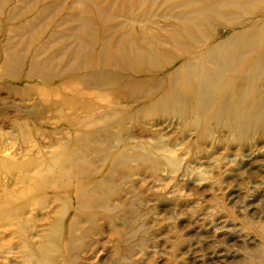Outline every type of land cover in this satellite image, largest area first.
I'll return each instance as SVG.
<instances>
[{
	"label": "rangeland",
	"instance_id": "374dc122",
	"mask_svg": "<svg viewBox=\"0 0 264 264\" xmlns=\"http://www.w3.org/2000/svg\"><path fill=\"white\" fill-rule=\"evenodd\" d=\"M246 2L199 15V0L189 9L179 7L178 0H0V149L9 148L11 155L21 148L33 153L62 136L89 135L79 144L69 140L82 148L85 168L76 188L91 194L88 213L74 218L71 230L72 212L65 213L56 227L52 222L63 208L50 197L21 215L29 247L49 236L52 252L46 264H264L263 116L236 133L215 122L195 129L176 117H139L133 108L119 126L109 120L115 124L109 130L99 123L84 127L92 120L84 115L92 118L106 105L99 101V90L109 92L95 84L96 74L113 73L122 82L133 77L104 66L113 65L109 53H102L104 46L119 52L125 41L135 49L146 41L153 44L173 34L184 13L192 14L188 19L212 44L231 29H244L241 23L247 20L251 26L263 25L264 13L258 5L248 9ZM260 32L263 36L264 29ZM195 45L198 55L204 45ZM258 49L242 57L256 58L263 50ZM236 68L235 74L242 72ZM64 83L79 86L78 91ZM91 88L99 90L78 93ZM115 88V107L132 105ZM62 98L68 99L66 105ZM139 99L146 104L152 98ZM17 122L32 127V142L8 138ZM118 154L125 158L116 159V165L106 158ZM17 174L15 169L9 175L0 172V202L10 191H21ZM105 199L107 211L99 209ZM70 202L76 206L80 200L71 197ZM24 235L0 222V264H37L25 251ZM61 251L71 257L62 258Z\"/></svg>",
	"mask_w": 264,
	"mask_h": 264
},
{
	"label": "bare ground",
	"instance_id": "6f19581e",
	"mask_svg": "<svg viewBox=\"0 0 264 264\" xmlns=\"http://www.w3.org/2000/svg\"><path fill=\"white\" fill-rule=\"evenodd\" d=\"M196 1L190 3L184 0L182 3V0H178L177 5L184 9L195 8ZM199 1L202 5L199 15H203L205 12L216 13L218 8L224 5L240 3V0H221L223 3L219 1L207 2L208 0ZM246 3L249 5L248 9L256 8L255 6L258 5L257 8L264 13V0H247ZM181 13L183 12L181 11ZM187 14L192 16V14L184 13L180 19L182 20L181 23L175 25L173 34L168 37L163 36L161 40L155 39L153 44H148L146 41L145 46H137L135 49L130 41H125V45L119 52H117L118 50H111L109 44L106 50L105 46L103 47L102 53H109L108 61L113 63V65L107 63L104 66L131 73L133 77H128V80L122 82L113 73L99 72L96 74L99 79L95 78V84L108 87L109 92L102 93L97 89L100 93L98 94L99 101H106V105L101 112H94L92 118L90 117L92 114L90 116L88 113L85 114V119L92 120L84 127H95L96 123H99L98 125H103L102 128L109 130L115 124L119 126V121L125 120L123 116H126L127 119L128 112L133 108V112L135 110L139 117H144L145 113H153L166 118L168 116L176 117L185 122L187 126H192L195 129H199L201 126L207 128L211 122H215L236 133L246 130L249 125L254 124L258 116L264 118V35L262 36L260 32L264 29V21L263 25L256 27L255 25H248L249 21L247 20L241 23L245 25L244 29H231L232 33L229 36L218 38L215 43L212 42L211 44L210 39L197 30L198 25L188 19ZM228 26L231 28L235 25L230 24ZM187 41H189L188 44ZM261 43L263 44L262 47ZM195 44L204 45L202 46L204 50L200 51L198 55L193 53L196 51ZM257 48L263 50L259 52L256 58H250L251 55L247 59L242 57L247 52H253ZM161 60L165 62L163 66ZM177 61L181 62L177 64ZM75 67V65L72 66L74 69ZM236 67L242 72L235 74ZM144 75L147 78L138 79L139 76ZM76 80V83L80 81L79 79ZM83 82L85 81L83 80ZM79 84L85 85V83L82 85L80 82ZM67 85L71 87V84ZM87 86L89 87V85ZM113 87H117L115 89L118 91L119 98L121 95L123 99L132 100V105H122L121 107L124 108L117 109L113 101ZM74 88H72L73 91H78ZM97 90L91 88V90L87 89L78 93L82 96L92 95ZM38 92L42 96H47L45 90ZM148 97L152 99L146 100V104H141L142 101L138 102L140 101L138 98ZM67 102V98H62L60 101L62 104ZM94 104L97 106L96 103ZM81 105L84 110L85 105L82 103ZM77 106H74V110L71 111L75 113ZM66 118L69 123H72L70 117ZM109 120L115 121V124H108ZM76 125L80 126L77 123ZM31 129L32 127H29L27 123L17 122L14 130L17 134L12 132L8 138L13 137L14 142L19 139L23 142H32L34 137L30 136ZM87 136L89 135L84 132H76L73 137L71 136L72 138L62 136L55 144L41 147L33 153H28L25 148H21L11 155L9 148L0 149V154L5 155L3 158L0 157V172L9 175L14 169L17 170L19 183L22 186L21 191H10L0 202V222L16 226L18 231L24 235L25 229L21 215L24 214L26 208L37 205L42 199L52 197L53 203L63 208V211L54 218L52 223L59 227L63 216L72 212L67 226V229L71 230L74 225V218L83 212L88 213V209H91L92 206L88 204L91 194L89 192L83 193L81 188H76L82 185L80 174L85 168L84 166L83 171L81 170L84 165L81 156L82 148L76 145L72 146L69 140H73L74 144H79L88 139ZM48 147L51 149L50 151L42 152V149ZM17 154L20 157L16 158L15 155ZM151 156L149 155V158ZM121 157L120 154L115 158L113 155L110 157L106 155V158L110 159L114 165L118 164L116 159L123 160L125 158ZM134 158L139 160L138 156H134ZM121 160L120 162H122ZM71 197L80 200L79 204L73 206L70 202ZM99 209L105 211L109 209L107 199ZM24 237L25 251L29 259H36L37 264H46L48 261L46 259L47 254L52 252L49 236H45L38 246L32 245L31 247H29L31 243L27 241L26 234ZM61 252L62 258L71 257L70 253Z\"/></svg>",
	"mask_w": 264,
	"mask_h": 264
}]
</instances>
